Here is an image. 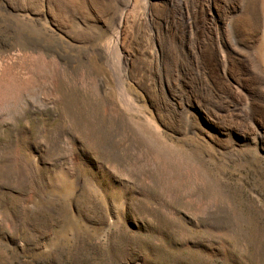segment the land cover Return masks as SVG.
<instances>
[{"label": "rangeland", "instance_id": "rangeland-1", "mask_svg": "<svg viewBox=\"0 0 264 264\" xmlns=\"http://www.w3.org/2000/svg\"><path fill=\"white\" fill-rule=\"evenodd\" d=\"M201 1L235 96L175 117L147 0L119 39L105 0H0V264H264L263 0Z\"/></svg>", "mask_w": 264, "mask_h": 264}, {"label": "bare ground", "instance_id": "bare-ground-1", "mask_svg": "<svg viewBox=\"0 0 264 264\" xmlns=\"http://www.w3.org/2000/svg\"><path fill=\"white\" fill-rule=\"evenodd\" d=\"M105 1L107 3V15L109 16L111 22L116 26L118 31L116 33V38L119 39V37H121V32L124 30V26L128 17L127 15L133 7L135 0ZM229 2L226 3V7H229V4L232 5V3ZM146 3L147 5L144 11V15L147 19V26H149L150 29V32H148L153 44V52L150 55L153 58V64L157 74L156 76H158V80H160L161 88L162 84H165V88L170 89V94H167L168 98H166L165 103L167 101V105L170 107L169 110L171 111V113L175 117H181L182 114L185 112V106H187V104H190L192 99H197L198 101H201L205 106L207 104L206 102H210L211 99L204 94L205 92L203 93V89H205L206 86L208 87V83L210 82L208 81V72L216 74L215 76L222 77L223 82L220 81L222 85H220L219 83L218 84L220 86H224V89L222 90H225L224 93L227 95L226 96L225 94H223L224 97H222V99L235 96V93L232 92V90L226 83V80L224 79V69L221 58L222 55H219L220 47L214 40L212 32L209 33L208 31L210 36L207 41H209L205 43L206 40H202L204 37L200 39V35H202L201 33L203 32V28L202 26L198 27V29H200L199 40L194 39V21L196 15L194 8H197V5L200 6L202 1L147 0ZM156 3L158 5L161 4L160 11H157L154 8ZM3 4L4 6H6L5 3ZM262 12L264 15V0ZM229 23L230 21L228 22V26ZM205 44L208 45L206 46ZM211 62L214 63V68L210 66V71L209 65H212ZM199 95L201 97H198ZM259 95L264 97L263 93H259ZM254 102L255 100H253V97H251L250 107L248 106L249 108H247L243 112V115H245L249 119L253 118V109L256 111L255 106L257 104L255 105ZM217 109H215V111ZM218 113L224 114L227 112H224L221 109V111L219 110ZM253 115L256 114L254 113Z\"/></svg>", "mask_w": 264, "mask_h": 264}]
</instances>
